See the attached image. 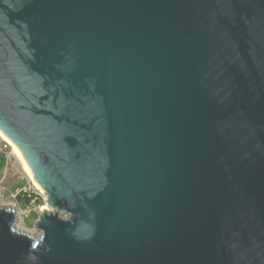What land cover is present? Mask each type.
<instances>
[{
	"label": "water",
	"instance_id": "obj_1",
	"mask_svg": "<svg viewBox=\"0 0 264 264\" xmlns=\"http://www.w3.org/2000/svg\"><path fill=\"white\" fill-rule=\"evenodd\" d=\"M0 132V264H264V0H0Z\"/></svg>",
	"mask_w": 264,
	"mask_h": 264
},
{
	"label": "rangeland",
	"instance_id": "obj_2",
	"mask_svg": "<svg viewBox=\"0 0 264 264\" xmlns=\"http://www.w3.org/2000/svg\"><path fill=\"white\" fill-rule=\"evenodd\" d=\"M0 151L7 156V165L0 171V207L14 206L19 219L15 229L32 237L37 233V228L35 227L36 222H39V212L48 208L46 193L29 178L11 145L1 137ZM20 192L36 194L39 196V200H34L27 207L19 205L16 197Z\"/></svg>",
	"mask_w": 264,
	"mask_h": 264
},
{
	"label": "trees",
	"instance_id": "obj_3",
	"mask_svg": "<svg viewBox=\"0 0 264 264\" xmlns=\"http://www.w3.org/2000/svg\"><path fill=\"white\" fill-rule=\"evenodd\" d=\"M7 165V156L4 152L0 151V171H2ZM34 200L38 201L39 196L36 194H25L23 192H20L17 197L16 201L19 205H22L24 207L29 206Z\"/></svg>",
	"mask_w": 264,
	"mask_h": 264
},
{
	"label": "bare ground",
	"instance_id": "obj_4",
	"mask_svg": "<svg viewBox=\"0 0 264 264\" xmlns=\"http://www.w3.org/2000/svg\"><path fill=\"white\" fill-rule=\"evenodd\" d=\"M0 137L1 138H3L5 141H7L10 145H11V147L13 148V150H14V153L16 154V156L18 157V159L20 160V162L22 163V165H23V167H24V169H25V171H26V173L28 174V176H29V178L34 182V184L38 187V185L36 184V182L34 181V179H33V177H32V175H31V173H30V171H29V169L27 168V166H26V164L24 163V161H23V159H22V157H21V155H20V153H19V151H18V149L0 132ZM41 189V188H40Z\"/></svg>",
	"mask_w": 264,
	"mask_h": 264
},
{
	"label": "built area",
	"instance_id": "obj_5",
	"mask_svg": "<svg viewBox=\"0 0 264 264\" xmlns=\"http://www.w3.org/2000/svg\"><path fill=\"white\" fill-rule=\"evenodd\" d=\"M5 148H7V146H5Z\"/></svg>",
	"mask_w": 264,
	"mask_h": 264
}]
</instances>
